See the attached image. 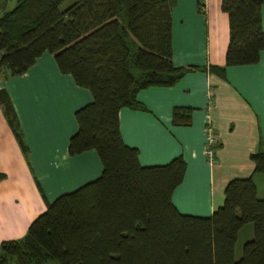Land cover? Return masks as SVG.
Wrapping results in <instances>:
<instances>
[{"label": "trees", "instance_id": "1", "mask_svg": "<svg viewBox=\"0 0 264 264\" xmlns=\"http://www.w3.org/2000/svg\"><path fill=\"white\" fill-rule=\"evenodd\" d=\"M0 0V72H25L43 53L61 73L89 89L92 101L78 108L71 156L95 150L101 174L47 203L19 239L0 243V264H264V198L252 176L232 178L223 203L209 216L180 213L171 200L183 179L181 155L163 165L141 166L126 145L119 110L147 111L137 93L174 86L197 65L171 61V9L176 0ZM264 0H221L228 17L223 66L255 64L264 50ZM0 104L23 148L16 115L5 90ZM193 107L172 108L171 123L189 126ZM253 173L264 174V148L249 154ZM3 177L0 174V179ZM253 237L235 258L239 231Z\"/></svg>", "mask_w": 264, "mask_h": 264}, {"label": "crops", "instance_id": "2", "mask_svg": "<svg viewBox=\"0 0 264 264\" xmlns=\"http://www.w3.org/2000/svg\"><path fill=\"white\" fill-rule=\"evenodd\" d=\"M260 11L264 31V2ZM228 33L221 0H176L171 9V61L200 69L174 86L139 90L137 99L147 111L119 110L121 138L138 149L141 166L184 158L183 179L171 195L182 214L209 216L223 203L226 183L236 177L252 176L257 197L264 198L256 180L260 173H253L249 159L259 142L264 148V50L255 64L228 66L223 76L211 72L210 66L224 64ZM0 90L10 98L26 146L23 151L0 104L1 243L22 238L47 203L96 179L102 165L95 150L68 153L69 138L78 129L74 113L91 102L92 95L59 71L52 54L43 52L18 75L2 70ZM175 106L193 107L189 126L172 125ZM208 125L215 139L212 162L205 153ZM252 235L249 230V239Z\"/></svg>", "mask_w": 264, "mask_h": 264}, {"label": "rangeland", "instance_id": "3", "mask_svg": "<svg viewBox=\"0 0 264 264\" xmlns=\"http://www.w3.org/2000/svg\"><path fill=\"white\" fill-rule=\"evenodd\" d=\"M73 1L74 0H65L60 5V9L61 10L65 9L66 7H68L69 5H71ZM14 2L15 1L11 0L9 2V5L12 6L14 4ZM256 180H257V185H258L259 189L263 190L264 189V181H263L264 180V174H257L256 175ZM249 230H251V232H253L252 231L253 228H252V225L251 224H247L244 227V229L242 231H240V233L238 234V237H237V240H236V243H235V256H236V258H239L240 255H241V247H242L243 242L249 239V236H248ZM252 237H253V235H252Z\"/></svg>", "mask_w": 264, "mask_h": 264}, {"label": "built area", "instance_id": "4", "mask_svg": "<svg viewBox=\"0 0 264 264\" xmlns=\"http://www.w3.org/2000/svg\"><path fill=\"white\" fill-rule=\"evenodd\" d=\"M205 134H206L205 153H206L208 161L212 162L214 160L215 139L213 136L212 128L209 125L205 129Z\"/></svg>", "mask_w": 264, "mask_h": 264}]
</instances>
